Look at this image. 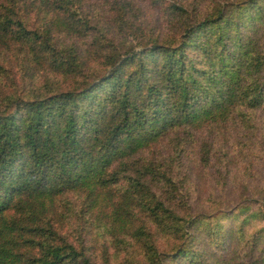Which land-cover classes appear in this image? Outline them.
I'll use <instances>...</instances> for the list:
<instances>
[{"label": "trees", "instance_id": "trees-1", "mask_svg": "<svg viewBox=\"0 0 264 264\" xmlns=\"http://www.w3.org/2000/svg\"><path fill=\"white\" fill-rule=\"evenodd\" d=\"M77 1L0 0V264H264V0Z\"/></svg>", "mask_w": 264, "mask_h": 264}, {"label": "rangeland", "instance_id": "rangeland-1", "mask_svg": "<svg viewBox=\"0 0 264 264\" xmlns=\"http://www.w3.org/2000/svg\"><path fill=\"white\" fill-rule=\"evenodd\" d=\"M114 0H78L77 4L80 6V12L82 16H88L89 18H96L100 16H108L112 14V2ZM132 1V8H134L135 11H137V5H139L142 10L143 8L148 12V14H153L155 16V19L157 20V26L159 30H175L176 25L180 24L182 19L178 18L176 15V18L173 17V10L171 7L167 8L168 1L162 0V2H156L155 0H131ZM186 2V4H189L193 2V0H183ZM158 16V17H157ZM136 42V41H134ZM101 59V55H96L94 63L97 64V60ZM259 125L261 128V133L264 132V110L260 109L257 114ZM178 138L170 136L169 138H166L162 143H160L158 146L161 150H169V147L171 144H173V141L177 140ZM188 139V138H187ZM191 142V141H190ZM156 149V148H155ZM193 150V149H192ZM191 150V151H192ZM148 152V151H147ZM146 153V152H145ZM149 156L153 155V152H148ZM157 155H161L158 153ZM203 173V172H202ZM213 180L212 174L207 175L204 174L202 177V182L210 183ZM240 184H238L237 180H231L230 183L226 185V187L222 191H218L214 196L216 197L218 194L220 196H223L226 203L233 205L237 202L239 199V194L241 193L240 190ZM214 196L207 201L210 203L212 202V199H214ZM81 200V198L78 196V194L70 193L64 194L62 197V208H68V212L71 213H78L77 209L80 208L78 202ZM69 213V214H71ZM235 219H240L243 214H245L244 211H236ZM77 216L76 214H74ZM256 224L258 222H255ZM259 225V223H258ZM255 225L251 224L250 229H253ZM121 250L120 252H122Z\"/></svg>", "mask_w": 264, "mask_h": 264}]
</instances>
